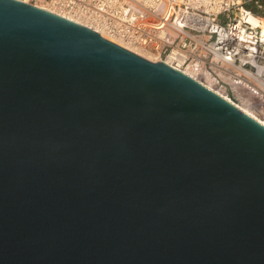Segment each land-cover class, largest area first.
<instances>
[{"label": "water", "instance_id": "water-1", "mask_svg": "<svg viewBox=\"0 0 264 264\" xmlns=\"http://www.w3.org/2000/svg\"><path fill=\"white\" fill-rule=\"evenodd\" d=\"M0 264H264V125L164 60L0 0Z\"/></svg>", "mask_w": 264, "mask_h": 264}, {"label": "built area", "instance_id": "built-area-1", "mask_svg": "<svg viewBox=\"0 0 264 264\" xmlns=\"http://www.w3.org/2000/svg\"><path fill=\"white\" fill-rule=\"evenodd\" d=\"M21 1L164 60L264 118V18L248 6L259 10L264 0Z\"/></svg>", "mask_w": 264, "mask_h": 264}, {"label": "bare ground", "instance_id": "bare-ground-1", "mask_svg": "<svg viewBox=\"0 0 264 264\" xmlns=\"http://www.w3.org/2000/svg\"><path fill=\"white\" fill-rule=\"evenodd\" d=\"M245 17L246 18H250V20H252L253 23H256V16H254L252 13H245ZM261 26V31L262 33H264V20L262 21V23L260 24ZM126 48H128L127 46L123 45V44H120ZM138 53V52H137ZM143 56H145L143 53H139ZM148 56V57H147ZM145 57L149 58L150 55H147ZM151 59V58H149ZM241 107V109H243L245 112H247V114H249L250 116H252L253 118H255L256 120H258L259 122H261L263 125H264V120L261 119L259 116H257L252 110H250L247 106L245 105H242V104H239Z\"/></svg>", "mask_w": 264, "mask_h": 264}, {"label": "rangeland", "instance_id": "rangeland-1", "mask_svg": "<svg viewBox=\"0 0 264 264\" xmlns=\"http://www.w3.org/2000/svg\"><path fill=\"white\" fill-rule=\"evenodd\" d=\"M248 6L249 7H253L252 9H255V13H257V14H259V15H261L263 18H264V6H263V8H261V9H256V8H254V6H253V3L252 2H249L248 3ZM144 54V53H143ZM145 56H147V54H144ZM148 57V56H147ZM149 58H151V59H153L154 60V58L152 57V56H149ZM261 119H263L264 120V118L263 117H260Z\"/></svg>", "mask_w": 264, "mask_h": 264}]
</instances>
